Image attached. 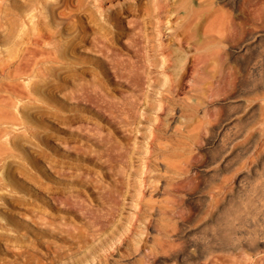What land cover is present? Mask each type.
Instances as JSON below:
<instances>
[{
	"label": "rangeland",
	"instance_id": "obj_1",
	"mask_svg": "<svg viewBox=\"0 0 264 264\" xmlns=\"http://www.w3.org/2000/svg\"><path fill=\"white\" fill-rule=\"evenodd\" d=\"M0 264H264V0H0Z\"/></svg>",
	"mask_w": 264,
	"mask_h": 264
},
{
	"label": "bare ground",
	"instance_id": "obj_2",
	"mask_svg": "<svg viewBox=\"0 0 264 264\" xmlns=\"http://www.w3.org/2000/svg\"><path fill=\"white\" fill-rule=\"evenodd\" d=\"M38 41V40H37Z\"/></svg>",
	"mask_w": 264,
	"mask_h": 264
}]
</instances>
